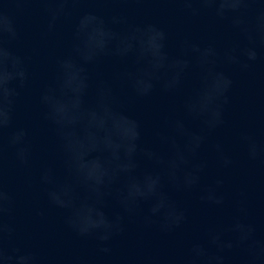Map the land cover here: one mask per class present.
<instances>
[{"label":"water","instance_id":"95a60500","mask_svg":"<svg viewBox=\"0 0 264 264\" xmlns=\"http://www.w3.org/2000/svg\"><path fill=\"white\" fill-rule=\"evenodd\" d=\"M0 264H264V0H0Z\"/></svg>","mask_w":264,"mask_h":264}]
</instances>
